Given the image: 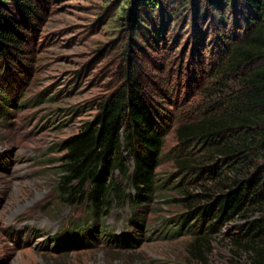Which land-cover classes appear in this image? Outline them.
Here are the masks:
<instances>
[{
    "label": "rangeland",
    "instance_id": "374dc122",
    "mask_svg": "<svg viewBox=\"0 0 264 264\" xmlns=\"http://www.w3.org/2000/svg\"><path fill=\"white\" fill-rule=\"evenodd\" d=\"M40 1L42 15L26 29L20 61H12L22 82L12 84L16 102L0 112V264H248L246 254H232L229 240L240 232L241 219L221 227L206 261L190 252L189 235L171 232L190 208L178 201L185 194L173 185L182 156L175 128L220 100L223 86L236 88L234 73H217L225 61L224 41L242 38L249 28L242 1L222 9L224 22L203 0H188L177 15L172 11L184 0H168L165 11L146 6L144 17L135 20L134 0ZM131 38L140 44L138 64L171 97L166 104L175 123L157 167L159 182L169 180L136 208L126 196L132 189L122 181L124 199L96 221L86 204L66 205L57 198L61 144L120 85ZM194 152L198 158L207 154L200 143ZM260 166L264 172V153ZM201 184H189V191H201ZM130 237L133 245L126 242Z\"/></svg>",
    "mask_w": 264,
    "mask_h": 264
},
{
    "label": "trees",
    "instance_id": "16d2710c",
    "mask_svg": "<svg viewBox=\"0 0 264 264\" xmlns=\"http://www.w3.org/2000/svg\"><path fill=\"white\" fill-rule=\"evenodd\" d=\"M187 1L172 14L177 15ZM240 1L249 10V28L242 38L224 41L225 61L217 73H234L239 78L236 88L223 86L220 100L194 121L181 122L175 128L182 156L177 158L180 175L173 185L185 194L178 201L190 208L177 217L171 232L175 237L189 235L190 252L206 261L205 251L213 250L214 236L221 227L241 219L240 232L229 239L232 254H246L248 264H264V172L260 166L264 153V63L253 67L264 60V0ZM41 2L0 0V112L16 102L12 94L22 82L12 61H20L21 46L29 40L26 29L35 27L42 15ZM203 2L224 22L222 9L236 0ZM168 3L134 0L132 19L143 18L140 12L146 6L161 5L165 11ZM128 4L123 2V11L128 12ZM135 40L131 38L123 52L126 63L120 85L98 104L95 117L61 144L57 198L66 205L86 204L96 221L107 217L124 199L122 181L132 189L126 196L136 208L169 180L159 182L157 167L175 123L166 104L171 97L161 80L151 78L138 64L136 48L140 44ZM198 143L207 152L201 158L194 152ZM184 176L190 179L177 186ZM193 182H202V190L189 191ZM65 234L70 235L68 231ZM133 241L131 237L126 240L129 245Z\"/></svg>",
    "mask_w": 264,
    "mask_h": 264
}]
</instances>
